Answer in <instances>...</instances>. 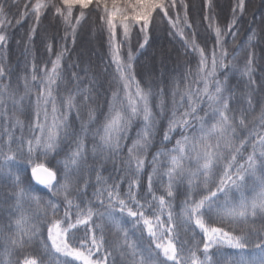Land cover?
<instances>
[{
    "label": "snow or ice",
    "instance_id": "6c2138e0",
    "mask_svg": "<svg viewBox=\"0 0 264 264\" xmlns=\"http://www.w3.org/2000/svg\"><path fill=\"white\" fill-rule=\"evenodd\" d=\"M205 3L206 7L212 8V0H205ZM18 4L19 0H11L10 4L9 0H0V46H6L8 41V37L2 34L11 23L7 20L8 10ZM29 4L30 0L24 4V10L16 20L19 25L29 15L33 16L34 24L28 29L29 44L46 9H53L54 17L63 20L71 29L74 39L77 26L88 14L86 10L94 5L102 26L108 32L112 62L116 65L123 95L120 87L112 91L108 112L102 125L94 133V136L99 137V142L93 143L89 153L85 144L88 124L81 125L80 134L70 131L68 113L76 109L79 117L81 104L95 100L91 88L82 89L77 85L75 91H70L66 97L58 100L57 96L60 82L64 80L60 69L67 49L58 52L51 62V69L45 67L40 75L33 60L30 77L28 74L22 77V94H19L18 89L12 88L10 79L9 83H2L6 77V69L0 64V210L7 217L6 223L0 224V264H108V256L112 252L104 247L109 243L104 235L106 226L114 235L112 251H119L124 264H264V224L259 228L255 225L257 218L264 221V104L252 121L246 120L245 108L236 109L232 106L236 93L228 87L227 73L223 81L217 76L218 71L235 67L232 63L235 57L227 59L228 52L223 46L225 32L221 27L217 25L214 29L220 54L217 57L213 52L210 67L204 49L196 42L195 34L189 40L183 29H177L185 45L193 52H198L200 59L194 71L189 69L187 76L192 79L188 86L180 90L177 85L172 93L171 115L168 117L163 140H170L171 134L178 130L180 139L176 140L173 148L157 151L152 155L148 192L152 193L153 201L158 200V206L157 211L149 216L145 214V206L153 208L154 205L141 203L133 192V187L138 188L140 185V174L148 159L158 117L153 111L152 86L141 87L136 79L134 55L130 47L127 60L122 58L117 31L118 28L121 29L123 40L128 41L133 28L139 26L140 32L144 33V43H147V32L154 22V13H162L176 27L169 9L176 8L177 0H60L59 4L54 0H35L30 9ZM180 4L184 9V23L191 28L187 14L188 4L185 0H180ZM244 10L245 0H237L232 7L233 19L227 27L228 32L231 33L236 23L237 11L243 14ZM74 11H78V15L73 23ZM204 18L210 19L207 15ZM231 34L235 37V33ZM47 47L51 52L52 45L48 44ZM140 47L143 48L144 44ZM254 71V54L250 53L242 70V74L248 77L246 87L249 91L245 96L247 110L254 109ZM73 77L75 78L74 73ZM29 80L32 82L31 86ZM34 88L35 120L29 124V135L26 137L24 122L16 113L25 112L31 107ZM80 96L83 99L78 102L77 98ZM159 96L156 107L163 117L167 111L163 89ZM95 120L94 110L90 109L89 123ZM137 120L140 121V127L122 162L123 170L131 177L126 198L120 196L118 184L107 185L97 171V184L107 185L98 187L93 193L103 210L89 206L84 211L77 204L74 223L69 211H65L63 220L57 218L58 204L36 194L32 190L31 181L44 186L53 197L62 196L68 209H71L74 203L73 192L77 195L85 193L88 173L95 170L89 157L95 162L118 156ZM17 128L20 130L19 136L15 132ZM240 130L246 134L241 135ZM65 141H69L67 151L62 159L53 164L49 157L55 159V156H59L61 145ZM221 162L223 167L217 171ZM28 167L30 180L26 182L23 177ZM82 176L85 177L83 184ZM217 176L218 183L214 179ZM163 177H167L165 191L169 198L174 197L175 189L187 183L179 213L173 211L171 201H166L164 195L157 197L153 192L154 178H159L163 184ZM201 186L207 194L200 193ZM129 201L137 206V210L129 206ZM165 212L167 221L162 219ZM213 212L221 225L225 222L230 225L240 223L249 227L250 231L237 235L234 227L226 230L224 226H210L209 214ZM49 213L53 219L47 229L45 241L40 236L38 222L41 216L46 218ZM125 213L132 218L131 228L127 227ZM94 216L101 221L95 225L100 229L99 238L92 228H88L92 231L90 243L81 240L78 244H73L69 234L80 225L88 227ZM192 225L203 233L202 250L199 243L190 245L187 240L182 239V233H187ZM144 230L150 238L147 245L142 242ZM223 246L237 250L239 254L225 257L221 251ZM213 248L216 252H212ZM26 249L32 251H25ZM102 249L105 254L97 256Z\"/></svg>",
    "mask_w": 264,
    "mask_h": 264
},
{
    "label": "trees",
    "instance_id": "16d2710c",
    "mask_svg": "<svg viewBox=\"0 0 264 264\" xmlns=\"http://www.w3.org/2000/svg\"><path fill=\"white\" fill-rule=\"evenodd\" d=\"M26 2L28 0H19L17 7L8 10L7 20L11 21V23L7 25L2 33L8 37V41L6 46H0V64L6 69V77L3 78L2 83L7 84L10 79L12 88L18 89L19 94H22L24 92V80L22 77L25 74H28L30 77L33 60H35L37 65L38 75H40L41 70L45 67L49 70L51 69V62L55 60L58 52L62 49H67L61 61L60 69L64 80L60 82L57 96L58 100L66 97L70 91H75L77 85L82 89L85 87L91 88L95 100L89 101L87 104H81L79 117L77 116L76 109L68 113V123L71 125L70 131L80 134L81 125L88 124L89 131L85 138V144L88 152L91 153L93 143L99 142V137L94 136V133L102 125L104 116L108 112V101L111 99L112 91L120 87L121 95H123L122 85L118 81L116 65L112 62L108 32L102 26L99 20V13L95 10L94 5H92L86 10L88 14L85 19L77 26L75 38L73 39L71 29L64 24L61 18L54 17L53 9L50 7L42 14L34 38L31 44H29L27 39L28 29L34 24L33 16L29 15L22 24H16V20L19 19V13L24 10V4ZM54 2L59 4L60 0H54ZM10 3L11 0H9ZM34 3L35 0H30L29 9ZM185 3L188 4L187 14L188 21L192 25L191 28L184 23V9L180 4V0H177L176 8L169 9V15L176 22V27L174 28L162 13L159 15L154 13V22L149 26L147 32V43H144V33L140 32L139 26L133 28L128 41L123 40L121 29L118 28L117 31V42L121 43L120 54L122 58L125 61L127 60L130 47L134 55L133 66L136 79L140 82L141 87L146 88L149 85L152 86L153 111L158 117L153 143L148 152V159L143 172L140 174V185L138 188L133 187V192L141 203L147 202L154 205L153 208H148L147 205L145 206V214L149 216L157 211L158 206V200L153 201L152 193L148 192V175L152 171V165L150 163L152 155L157 151H166L173 148L176 140L180 139V132L178 130L171 134L170 140H163L164 132L168 127V117L171 115L172 93L176 90L177 85H179L180 90L188 86L189 81L192 79V77L187 76L189 69L194 71L200 59L198 52H193L185 45L177 29H183L185 37L189 40L192 38L193 33L195 34L196 42L204 49V55L208 58L210 67L213 52L216 53L217 57L220 54V47L216 44L214 29L217 25L221 27L225 32L223 46L228 52L227 59L232 60L235 57V60H232L235 67L220 70L217 76L223 81L225 73H227L228 87L236 93V98L232 101V106L236 109L240 107L245 108L246 120L252 121L254 117L258 116L261 105L264 104V0H245V10L243 14L237 11L236 23L231 30V33H235V37L227 31V27L233 19L232 7L237 3V0H212L213 6L211 9L206 7L205 0H185ZM76 15H78V11H74L73 23L75 22ZM206 15L210 19H205L204 17ZM177 17H179L178 21ZM210 24L212 25L211 27L209 26ZM253 33H255L254 36ZM250 37L253 38L250 40ZM48 44L52 45L51 52L48 51ZM141 44H144L143 48L140 47ZM250 53L254 54L255 71L253 78L256 81V84L252 86L254 89L252 92L254 102L253 110H247L245 96L249 91L246 87L248 77L242 74V70ZM73 73L75 74V78L73 77ZM29 83L31 86L32 82L30 80ZM199 86L202 87V84ZM161 89H163V100L167 106V111L163 117L159 115V109L156 107L160 100L159 92ZM35 95L36 89L34 88L31 96V107L25 112L18 111L16 113L24 122V135L26 137L29 135V124L35 120ZM77 99L79 102L83 97L80 96ZM177 100H179V95H177ZM90 109L94 110L96 116V120L91 123H89ZM61 110L63 111L62 106ZM49 121H51V115L49 116ZM139 127L140 121L137 120L129 132V138L124 141L123 151L118 156L108 160L98 159L95 162L91 160V156L89 157V161L93 163L95 170L88 173V187L86 192L82 195H77L73 192L72 198L74 203L71 209H68L62 196L53 197L44 186L35 183V181H31L32 190L45 200L52 199L58 204L59 210L57 212V218L63 220L65 211H69L70 219L73 223L75 222L78 211L76 208L77 204L80 205V210L84 211L89 206L100 211L103 210L93 196L94 191L98 187L118 184L120 196L126 198L131 177L126 175L123 170L122 162L127 157V148L136 137V131ZM15 132L17 136L20 135L19 128ZM240 134L245 135L246 133L240 130ZM68 147L69 141H65L61 145L60 155L55 156L53 154L55 159L49 157L51 162L55 164L56 160L62 159ZM161 159L162 161L164 160V158ZM222 167L223 162H221L217 171H220ZM97 171L100 172L102 181H106L107 185L103 183L97 184ZM23 178L26 182L30 180V167L26 168ZM84 178L83 176L81 177V184H83ZM214 179L218 183L219 177H214ZM166 184L167 177H163V184L159 178H154L153 192L157 197L164 195L166 201H171L173 211L179 213L182 202L185 199L187 183L185 182L175 189V195L172 198L166 195ZM214 186L212 185V187ZM199 191L201 194H207L202 186ZM129 206L133 210H137V206L130 201ZM209 215L211 217L210 226H224L226 230L234 227L235 234L237 235L250 231L249 227L240 223L230 225L228 222H225L221 225L216 218L215 212ZM124 218L128 222L127 227L131 228L132 218L127 217L126 213ZM52 219L53 217L49 213L46 218L41 216L38 222L40 236L45 241L47 240V229ZM162 219L167 221L166 212ZM207 219L208 217H206ZM6 220V213L0 210V224L6 223ZM66 223L67 221H65L64 226H66ZM100 223L99 217L94 216L92 223L88 227L80 225L76 229H73L69 234L71 242L78 244L79 241L85 240L87 243H90L92 231H89L88 228H92L99 238L100 229L96 228L95 225ZM262 224H264V221L257 218L255 221L256 227L259 228ZM142 227L143 225L141 224ZM104 235L105 239L109 242L104 247L112 252V255L108 256V264H124L119 251H112L111 242L114 240L113 231L106 226ZM137 236H140V233H137ZM182 239L187 240L190 245L199 243L202 250L203 233L200 229L195 228L194 225L188 229L187 233H182ZM142 242L144 245L150 242L146 230L143 231ZM25 251H32V249H26ZM221 251L225 257H233L239 254L237 250L230 249L227 246H223ZM212 252H216V249L213 248ZM104 254V249H102L100 253H97V256ZM73 264H79V262H73Z\"/></svg>",
    "mask_w": 264,
    "mask_h": 264
}]
</instances>
